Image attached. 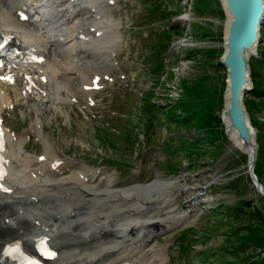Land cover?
<instances>
[{
	"label": "rangeland",
	"instance_id": "1",
	"mask_svg": "<svg viewBox=\"0 0 264 264\" xmlns=\"http://www.w3.org/2000/svg\"><path fill=\"white\" fill-rule=\"evenodd\" d=\"M109 4L118 42L112 61L106 51L96 59L109 80L100 75V88L91 94L73 98L64 92L57 108L45 111L41 137L32 131L23 136V151L40 155L47 141L58 156L96 171L115 188L176 181L172 202L187 224L149 240L161 255L157 264L259 262L264 198L245 174V156L219 123L225 71L218 66L223 13L216 0ZM261 37L257 57L250 59L257 89L245 93L243 102L256 131V174L264 191V26ZM91 47L85 49L90 62L99 57ZM15 88L19 96L4 123L22 135L34 123L32 105L48 101L39 93L23 94L21 81ZM167 212L155 211L170 222Z\"/></svg>",
	"mask_w": 264,
	"mask_h": 264
},
{
	"label": "bare ground",
	"instance_id": "2",
	"mask_svg": "<svg viewBox=\"0 0 264 264\" xmlns=\"http://www.w3.org/2000/svg\"><path fill=\"white\" fill-rule=\"evenodd\" d=\"M111 1L0 0V34L12 48L0 58L3 123L19 96L18 81L23 94L39 93L48 101L32 105L34 123L24 134H12L5 123V129L0 126L6 141V148L0 145L5 172L0 187V264H20L26 253L42 251V243L54 254L48 264H157L161 255L149 240L187 224L172 202L174 180L115 188L96 171L58 156L43 138L40 155L23 151V136L32 131L41 137L45 111L56 109L64 92L73 98L91 94L96 80L106 75L96 59L106 51L112 61L118 42V25L108 15ZM92 45L99 55L91 58L95 64L85 50ZM75 81L81 86L73 88ZM160 208L168 211L170 222L155 213ZM15 246L20 250L8 255Z\"/></svg>",
	"mask_w": 264,
	"mask_h": 264
},
{
	"label": "water",
	"instance_id": "3",
	"mask_svg": "<svg viewBox=\"0 0 264 264\" xmlns=\"http://www.w3.org/2000/svg\"><path fill=\"white\" fill-rule=\"evenodd\" d=\"M217 2L223 13L222 53L218 63L225 71L219 121L225 139L245 156V174L264 198L263 186L255 174L259 153L256 131L251 126L250 116L243 102L245 93L253 90L249 56L257 57L259 32L264 26V0H217ZM154 229L158 230V226H154ZM162 233L160 236L167 232Z\"/></svg>",
	"mask_w": 264,
	"mask_h": 264
},
{
	"label": "trees",
	"instance_id": "4",
	"mask_svg": "<svg viewBox=\"0 0 264 264\" xmlns=\"http://www.w3.org/2000/svg\"><path fill=\"white\" fill-rule=\"evenodd\" d=\"M216 2H217V0H216ZM217 4H218V6H219V3L217 2ZM219 8H220V6H219ZM221 11V10H220ZM222 13V12H221ZM220 39H221V33H220ZM222 53V52H221ZM221 55V54H220ZM218 66L219 67H221L223 70H224V68L221 66V65H219V63H218ZM252 77H253V75H252ZM257 89V87H256V85L254 84L253 85V90L251 91V92H255V90ZM244 104H245V106H246V109H247V111L250 113V106L247 104V102L246 101H244ZM219 111H220V109H219ZM219 123H220V121H219ZM251 124H252V126L254 127V124H253V122H251ZM222 127V126H221ZM222 135H223V132H222ZM224 136V135H223ZM255 174H256V168H255ZM256 176H257V174H256ZM257 178H258V176H257ZM259 180V179H258ZM256 225V224H255ZM244 245H246V243H243ZM243 245V246H244ZM240 248H242V246H239ZM253 264H264V258L263 259H261L259 262H257L256 263V261L255 262H252Z\"/></svg>",
	"mask_w": 264,
	"mask_h": 264
}]
</instances>
